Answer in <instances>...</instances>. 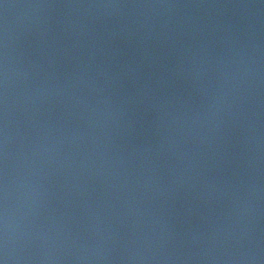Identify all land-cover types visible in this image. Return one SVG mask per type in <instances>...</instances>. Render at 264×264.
Here are the masks:
<instances>
[{
    "label": "water",
    "instance_id": "water-1",
    "mask_svg": "<svg viewBox=\"0 0 264 264\" xmlns=\"http://www.w3.org/2000/svg\"><path fill=\"white\" fill-rule=\"evenodd\" d=\"M0 264H264V0H0Z\"/></svg>",
    "mask_w": 264,
    "mask_h": 264
}]
</instances>
